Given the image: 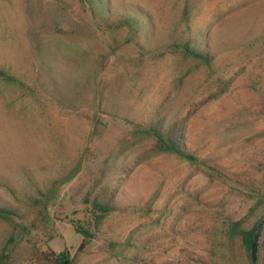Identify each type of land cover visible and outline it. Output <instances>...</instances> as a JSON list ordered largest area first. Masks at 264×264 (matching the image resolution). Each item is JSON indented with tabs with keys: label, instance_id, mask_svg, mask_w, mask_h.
Masks as SVG:
<instances>
[{
	"label": "rangeland",
	"instance_id": "1",
	"mask_svg": "<svg viewBox=\"0 0 264 264\" xmlns=\"http://www.w3.org/2000/svg\"><path fill=\"white\" fill-rule=\"evenodd\" d=\"M105 6L112 17L142 16L150 30H109L86 0H0V70L16 79L0 82V207L17 212L7 263L34 264L35 249L71 264H211L222 222L248 218L256 229L264 218V207L251 212L264 196V0ZM200 34L211 70L175 52ZM231 76L228 91L205 103ZM154 118H187L196 165L132 138ZM75 166L79 174L43 205ZM107 187L115 210L93 230L85 200ZM87 226L95 236L78 253L76 228ZM259 243L264 264V227Z\"/></svg>",
	"mask_w": 264,
	"mask_h": 264
},
{
	"label": "trees",
	"instance_id": "2",
	"mask_svg": "<svg viewBox=\"0 0 264 264\" xmlns=\"http://www.w3.org/2000/svg\"><path fill=\"white\" fill-rule=\"evenodd\" d=\"M91 6L95 14L101 16L105 26L109 29L126 28L133 35L143 33L150 30L151 25L142 16H133L128 13L125 15L110 16L105 4L109 0H86ZM110 16V17H109ZM110 19L115 21L111 22ZM189 29V28H188ZM208 42L202 34L191 36L184 40L180 39L175 43V52L179 59L184 64L203 65L208 70L212 69V58L208 51ZM177 50V51H176ZM186 67L180 69V74L185 72ZM233 77L225 79L219 77L215 82V86L206 91L207 98L205 103L215 101L223 96L229 89ZM0 82L13 84L16 79L8 75L5 71L0 70ZM187 118L180 121H175L172 124L165 126L162 119H151L147 126H136L132 132V138L138 140L143 138L150 142V152L154 156L174 157L180 162L190 165H196L198 160L196 156L190 153L185 144V125ZM80 172L79 166L70 171V173L56 181L52 182V187L44 194L43 205L51 200V196L56 193L58 188L64 183L75 178ZM97 186V185H96ZM97 188V187H96ZM93 189L86 197V204L90 206L91 215L93 218L94 229L99 230L105 219L115 210L116 191L110 188H103L99 193L95 194ZM264 207V196H261L256 207L251 211ZM17 212L13 209L0 207V225L5 227V233L0 235V264H8V248L15 241V218ZM248 218L240 221H224L218 226L211 237L210 245V263L211 264H254L252 258V243L255 233V228L248 229L245 227V222ZM77 233L82 235L83 240L78 246L77 252L81 253L94 238V232L87 227H77ZM260 243L257 245V264L261 262L258 252ZM54 254L50 252L40 253L38 250H32L29 254L30 260L34 264H71L68 257L60 254L55 261H51Z\"/></svg>",
	"mask_w": 264,
	"mask_h": 264
},
{
	"label": "water",
	"instance_id": "3",
	"mask_svg": "<svg viewBox=\"0 0 264 264\" xmlns=\"http://www.w3.org/2000/svg\"><path fill=\"white\" fill-rule=\"evenodd\" d=\"M264 227V218L263 220L259 223V225L256 227L254 237H253V243H252V258H253V263L257 264V245L258 241L261 236V231L262 228Z\"/></svg>",
	"mask_w": 264,
	"mask_h": 264
}]
</instances>
